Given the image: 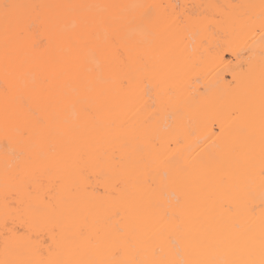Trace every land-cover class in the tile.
Here are the masks:
<instances>
[{"label":"snow or ice","instance_id":"obj_1","mask_svg":"<svg viewBox=\"0 0 264 264\" xmlns=\"http://www.w3.org/2000/svg\"><path fill=\"white\" fill-rule=\"evenodd\" d=\"M48 7L66 11L48 17L41 11ZM144 7L0 3L6 45L9 39L26 42L38 57L60 43L72 53L78 74L76 86L67 85L69 95L62 88L51 89L46 77L37 85L36 77L25 73L33 85L25 96L7 79L6 68L5 97L16 93L14 99L23 109V118L10 123L6 115L0 142L5 157L0 214L5 259L0 264H264V221L258 236L250 234L241 222L245 212L255 211V193H249L246 203L231 196L219 199L217 226L202 223L198 237L192 238L185 231L186 200L176 186L179 174L171 167L154 166L152 155H163L158 134L147 137L148 154L142 146L134 149L135 158L127 152L109 151L103 136L81 140L78 135L80 121L105 126L99 97L108 88L127 91L143 84L145 94L152 92L146 82L151 70L140 66L141 58L134 55L137 45L144 41H132L135 27L151 22L152 6L138 17L128 13L129 9ZM260 7L264 10V0ZM234 55L240 59L238 53ZM221 60L225 66L220 71L231 73L228 86L237 96L229 117L239 125L249 154L259 150V198L264 208V54L258 86L251 75V60L238 67H232L231 60ZM165 94L174 93L169 89L161 93ZM66 105L71 109L70 117L65 115ZM151 108L152 120L167 111L163 102L153 103ZM173 118V113L166 116L169 121ZM208 128L206 140L230 135V127L219 117L210 119ZM38 143L41 150L35 152ZM132 185L154 196L155 219L150 225L142 220L128 222ZM85 200L108 205L103 230H93L87 220L77 222ZM41 236L46 239L41 241ZM19 240L34 241L38 254L40 245L47 243V258L9 259L10 242Z\"/></svg>","mask_w":264,"mask_h":264},{"label":"bare ground","instance_id":"obj_2","mask_svg":"<svg viewBox=\"0 0 264 264\" xmlns=\"http://www.w3.org/2000/svg\"><path fill=\"white\" fill-rule=\"evenodd\" d=\"M32 5L69 4H119L143 5L129 9V15L139 16L152 6L151 22L137 26L132 41L137 45L134 55L141 58V65L151 70L146 81L152 92L145 94L143 84L127 91L108 88L99 97L102 105L103 128L81 123L78 132L81 140L105 137L109 151L127 152L135 158L134 149L142 146L145 154L150 151L147 137L158 134L163 144V155H152L155 167H171L179 174L177 187L186 200L185 231L192 237L199 235L203 223L216 227L219 217L217 201L231 196L246 203L249 193H255L253 213L245 212L241 222L250 234L259 235L264 208H261L260 156L256 149L249 154L239 125L231 121L229 112L237 102L236 93L229 88L231 73L220 70L225 66L221 57L232 61V67L247 65L251 60L252 78L258 86L261 58L264 54V10L261 0H0V3ZM48 17H55L65 9L48 7L41 10ZM139 25V21H137ZM147 33V35H145ZM240 55L237 60L236 55ZM197 64L201 66L195 67ZM16 84L17 93L29 94L33 85L42 77L49 80L53 90L62 88L71 95L69 83L76 86L77 69L72 53L60 43L34 57L26 42L8 40L6 45L4 21L0 18V142L3 140L5 117L10 123L23 118V109L16 102V93L5 97L3 82L6 78ZM172 95H161L168 93ZM100 89L97 90L99 92ZM93 95H96L94 93ZM163 102L167 111L152 120L151 105ZM173 113V120L166 119ZM65 115L71 109L65 106ZM222 118L230 127V135L223 139L206 140L210 134L208 121ZM218 128L219 125H216ZM215 141V142H213ZM39 143L35 152H39ZM167 161L169 163H161ZM187 169V172L183 170ZM5 157L0 152V214L3 209ZM226 181V183H222ZM154 196L135 185L130 186L128 222L142 220L151 224L155 219L152 207ZM108 205L85 200L77 222L87 220L93 230H103V217ZM41 241L45 240L41 236ZM51 243V241H48ZM67 248V242H62ZM35 242L19 240L10 242L8 258L40 260L47 258V243L35 251ZM82 252L84 251L81 245ZM5 259V239L0 227V260Z\"/></svg>","mask_w":264,"mask_h":264}]
</instances>
